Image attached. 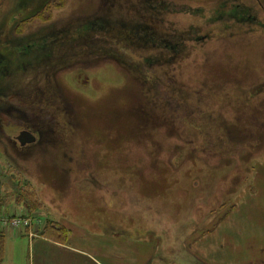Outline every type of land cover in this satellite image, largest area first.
Wrapping results in <instances>:
<instances>
[{
    "label": "rangeland",
    "instance_id": "obj_1",
    "mask_svg": "<svg viewBox=\"0 0 264 264\" xmlns=\"http://www.w3.org/2000/svg\"><path fill=\"white\" fill-rule=\"evenodd\" d=\"M227 70L243 87L201 109L173 92ZM22 131L37 144L22 149ZM21 198L53 209L47 238L67 241L54 220L67 213L77 235L114 241L99 264H142L143 238L149 264H264V228L239 213L264 227V0H0L6 214ZM208 232V250L190 252ZM29 239L17 235L9 263L37 264Z\"/></svg>",
    "mask_w": 264,
    "mask_h": 264
},
{
    "label": "crops",
    "instance_id": "obj_2",
    "mask_svg": "<svg viewBox=\"0 0 264 264\" xmlns=\"http://www.w3.org/2000/svg\"><path fill=\"white\" fill-rule=\"evenodd\" d=\"M22 160V159H21ZM25 161V160H23ZM257 180V178H256ZM257 185V183H256ZM258 186V185H257ZM260 191L258 193L257 196H255L254 200H257V198L260 195ZM68 200V199H66ZM260 200V198H259ZM263 207H259L260 209L264 208V203ZM69 205V204H68ZM5 204H3V207L0 211V216H4V217H10V216H16L21 214H26L27 211L24 207H16L14 206V208L17 210L16 213L9 215L6 214L5 212ZM256 206V205H255ZM70 208V207H69ZM52 211L53 209H50V211H48L47 215L43 214L41 212H39L38 214H40V217L42 218L43 221V226L46 223V221L51 220L49 216H52ZM242 211H245L247 220H244L242 224H246L248 226H252V227H257V228H264L262 225L263 223H260V221H257L255 213L248 208L247 206L241 207L239 210V213H241ZM236 212V211H235ZM46 215V216H45ZM54 218V217H53ZM228 218V216H227ZM53 220V219H52ZM55 221H59V220H64L66 221L69 225L68 230H69V236L67 241L65 242V240H55V239H50L47 237H42V236H37L35 239L31 240L32 243V249L34 252V248H35V256L33 255V257H35V259H37V264H99V258H97L98 256H102V254L108 258H112L113 254H117V244L116 243H112L114 241H107L104 244H102V239L103 238H99L100 242L98 243V237H90L88 236L89 233H87L86 231H84V228L82 227V230L79 231L80 233L77 235L74 232V222H71V216L67 213H65L64 216H62L61 218H54ZM72 224V226H71ZM76 225V224H75ZM69 226L71 228H69ZM80 226V225H78ZM0 230L4 233L5 235V242H4V258L2 260V262L0 264H11L9 263V259L12 258V256H15V252H14V248L15 246L13 245V242L15 241L17 234H15L13 231L8 230V229H3L0 227ZM209 233V232H208ZM213 232L209 233L207 238H203L201 241L195 240L193 241V244L191 246L190 252H194L195 254H198L200 251L204 252V248L206 247V249L208 250V246L209 243H211V239H209L210 234H212ZM30 240V239H29ZM149 241L145 240V238H143L142 242H137L138 244H142V248H137L136 252H138L139 258H141L142 260V264H149V260L150 257L152 255L149 254V249H145V243L148 245ZM9 244V245H8ZM241 244L243 246L244 243L241 242ZM9 248V250H8ZM222 250H225V246L222 245L221 246ZM132 250H135V248H133ZM245 250V249H244ZM243 252V249H241L240 247V252ZM258 251L260 253H264V249L260 250L258 249ZM91 252H95V253H91ZM209 251H207L208 254ZM147 253V255H146ZM55 256L59 257V260H62L64 263H61L57 260H55ZM14 264V263H12ZM32 264H36L33 258V262Z\"/></svg>",
    "mask_w": 264,
    "mask_h": 264
},
{
    "label": "trees",
    "instance_id": "obj_3",
    "mask_svg": "<svg viewBox=\"0 0 264 264\" xmlns=\"http://www.w3.org/2000/svg\"><path fill=\"white\" fill-rule=\"evenodd\" d=\"M71 28V27H70ZM73 29V28H72ZM197 51V50H196ZM193 52H195V51H193ZM184 52L182 53V54H180V60H178V61H176V62H178L177 63V65L178 64H183L185 61H186V59H189L190 58V56H191V54L187 57V58H185L184 59ZM194 54V53H193ZM199 58H201L200 60L202 61V62H204L205 61V63L208 61V59H205V58H203V57H199ZM198 58V59H199ZM200 60H198V61H200ZM175 61V60H174ZM173 65H174V63H172ZM171 65V64H170ZM205 67H208V65H205ZM227 73H228V75H226L227 77H224L223 76V79H222V81L221 82H219V84H213L212 85V82H203V84L202 85H198V86H196V85H193V84H189V83H184L183 84V86L179 83V85H180V87L178 88V86L176 85V88H174V90H173V92L174 93H176L178 96H180V98L183 100H189V106H191V108L192 107H194L193 105H194V103H197L195 100H196V98H195V96H197V98H199V106L197 107V109H201L202 108V97H203V99L204 100H210L211 98H210V96L212 95V96H214L213 95V92L215 91L216 92V94H218L217 96H221L222 94H224L227 90L229 91V92H231V89H232V87H243V85L242 84H244L240 79H242V78H239L238 77V75H235V74H233V73H231L230 71H228L227 70ZM207 81H211V80H207ZM215 83V82H214ZM228 92V93H229ZM227 93V94H228ZM245 93V92H244ZM243 93V94H244ZM226 96V95H225ZM250 96H252L251 94H250ZM252 97H254V96H252ZM256 97V96H255ZM70 173V172H69ZM71 179H73V178H71ZM71 191H73V190H71ZM29 197H31V195L29 196ZM19 204H21V205H23V207L26 209V211L27 212H29V213H36V212H38L37 211V209H35L34 210V208L33 207H30V205H33L31 202H29V200L27 199V198H21V200H20V202H19ZM2 207H3V202L2 201H0V211H1V209H2ZM50 222L51 221H49L48 223H47V226H46V229H45V231H43L42 233H41V235L42 236H46V234H47V228H48V226H49V224H50ZM57 232H59V233H65V234H67V235H65V237H64V239L66 238H68V236H69V232H67V231H63V230H61V229H57ZM46 237H48V236H46ZM4 242H5V235H4V233L0 230V263L2 262V260H3V258H4Z\"/></svg>",
    "mask_w": 264,
    "mask_h": 264
},
{
    "label": "built area",
    "instance_id": "obj_4",
    "mask_svg": "<svg viewBox=\"0 0 264 264\" xmlns=\"http://www.w3.org/2000/svg\"><path fill=\"white\" fill-rule=\"evenodd\" d=\"M0 224L3 227H8L15 232H26L34 227V218L31 216L0 218ZM31 237L34 234H30Z\"/></svg>",
    "mask_w": 264,
    "mask_h": 264
},
{
    "label": "flooded vegetation",
    "instance_id": "obj_5",
    "mask_svg": "<svg viewBox=\"0 0 264 264\" xmlns=\"http://www.w3.org/2000/svg\"><path fill=\"white\" fill-rule=\"evenodd\" d=\"M65 26H69V24L64 25V27L61 28V30H67V31L70 32V31H71V30H70V29H71L70 26H69V27H65ZM61 47H63V46H61ZM61 47H58V48H61ZM58 48H57V49H58ZM62 49H64V47H63ZM64 50H65V49H64ZM58 51H59V49H58L57 52H56L57 54H58ZM58 61H59V59H58V58H55V55H54L53 60H52L53 69H54V66H55V68H56V66H57L56 63H57ZM62 63H63V62H62ZM58 67H59V66H57V68H58ZM54 83H55V81H54ZM52 86H54V84H53ZM58 91H59V90H58ZM52 93H53L52 96H50L48 99H52V101H54L55 99L60 100V98H58L59 95H56V94H58L57 91L52 90ZM63 100H66V99H63ZM23 132H28V133H30L31 135H33V137H34V134H33L32 132H30V131H22L18 137H20L21 134H22ZM18 137H17L16 139H17V142L19 143V145L21 146L22 149L26 148V147L29 146V145L37 144V137H36L35 142L23 146V145L18 141ZM46 138H49L50 141H49V139H46ZM44 143H47L49 146L52 145V142H51V135H50V134H48V136L45 137V139H44V140L42 141V143L40 144V145L42 146V148H45ZM40 145H38V147H39ZM47 149H48V148H47ZM32 158H33V157H32ZM28 161H29V160H28ZM28 161H23V160L19 159L17 163H18L19 165H21V166H25V165H27V162H28Z\"/></svg>",
    "mask_w": 264,
    "mask_h": 264
},
{
    "label": "water",
    "instance_id": "obj_6",
    "mask_svg": "<svg viewBox=\"0 0 264 264\" xmlns=\"http://www.w3.org/2000/svg\"><path fill=\"white\" fill-rule=\"evenodd\" d=\"M35 138L33 137V135H31L30 133L28 132H23L21 134L20 137H18V141L23 145H27V144H31L33 142H35Z\"/></svg>",
    "mask_w": 264,
    "mask_h": 264
}]
</instances>
